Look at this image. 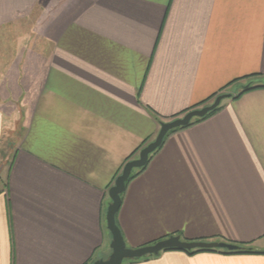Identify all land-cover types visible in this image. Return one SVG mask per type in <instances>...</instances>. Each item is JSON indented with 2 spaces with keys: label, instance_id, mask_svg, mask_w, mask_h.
Segmentation results:
<instances>
[{
  "label": "crops",
  "instance_id": "crops-1",
  "mask_svg": "<svg viewBox=\"0 0 264 264\" xmlns=\"http://www.w3.org/2000/svg\"><path fill=\"white\" fill-rule=\"evenodd\" d=\"M35 10L39 52L0 74V264H90L110 253L125 159L160 122L264 75V0H0V34ZM116 221L131 247L173 234L256 250L123 264H264V87L170 133Z\"/></svg>",
  "mask_w": 264,
  "mask_h": 264
},
{
  "label": "water",
  "instance_id": "water-1",
  "mask_svg": "<svg viewBox=\"0 0 264 264\" xmlns=\"http://www.w3.org/2000/svg\"><path fill=\"white\" fill-rule=\"evenodd\" d=\"M251 82L239 85V88L245 89L249 87ZM238 87H234L232 92H225L217 95L214 100L202 107L194 108L183 115L163 121L160 123V128L155 138L142 147L138 156L128 160L122 167L120 174L115 178L113 185L108 189L110 202L107 205L105 212L106 228L111 235L110 253L106 258H98L92 264H122L125 260L142 258L148 255H157L159 252L166 249H228L235 250L237 245L224 241H203V240H186L180 235H170L159 239L153 243H146L139 246H127L120 228L116 222V214L121 204V194L125 190L126 181L129 178L131 171L134 168H140L148 162L149 155L155 151L161 144L165 135L172 129L188 125L195 117H202L207 112L216 108L223 99L231 97Z\"/></svg>",
  "mask_w": 264,
  "mask_h": 264
},
{
  "label": "rangeland",
  "instance_id": "rangeland-1",
  "mask_svg": "<svg viewBox=\"0 0 264 264\" xmlns=\"http://www.w3.org/2000/svg\"><path fill=\"white\" fill-rule=\"evenodd\" d=\"M44 10L39 13L35 10L32 11L28 18L21 17L17 19L14 28L6 29L4 31L5 34H0V74L9 65L12 54L24 52V48L27 49L28 54L30 52H39L40 46L38 42L41 30L35 25L45 15ZM5 153L9 155L8 151ZM5 153L0 157V167L2 170H5L8 164Z\"/></svg>",
  "mask_w": 264,
  "mask_h": 264
},
{
  "label": "trees",
  "instance_id": "trees-1",
  "mask_svg": "<svg viewBox=\"0 0 264 264\" xmlns=\"http://www.w3.org/2000/svg\"><path fill=\"white\" fill-rule=\"evenodd\" d=\"M256 76H257V75H256ZM263 76H264V75H263ZM263 76H260V78H255V79H254V82H252V83L250 84L249 87H247V88H245V89L239 88V89H238V92H236L234 95H231V96H233V97H239L240 95H242L243 93H245V92H247V91H249V90H252V89H255V88H261V87H264V79H261V77H263ZM258 77H259V76H258ZM233 82H234V81H233ZM233 82L228 83V85L222 87V88L220 89V91H218V92H216V93L210 95L207 99H205L204 101H202V102L199 103L198 105H206V104H208L207 102H209L210 100H212L213 98H215L217 95L223 93V92L225 91V88L228 87V86H230V85H232ZM228 92H230V91H228ZM194 107H195V106H193L192 108H194ZM220 107H221V103H220L216 108H214L213 110L207 112L204 116L193 118V119L191 120V122H190L188 125H186V126H189V125H191V124H193V123H195V122H198V121H201V120L205 119L206 117H208V116H210L211 114H213L214 112H216ZM192 108H191V109H192ZM189 110H190V109H189ZM187 111H188V110L183 111V113H184V112H187ZM173 118H176V117H172V119H173ZM160 123H161V122H160ZM186 126L177 127V128H175V129L170 130V131L165 135V137H164L162 143L164 142L165 138H166L170 133H172V132H174V131H176V130H178V129H181V128H183V127H186ZM147 140H148V139H146L145 141H143V142L141 143V145H140L138 148H136V149H135V150H134V151H133V152H132V153H131L126 159H125L124 164H125L128 160H131V159L136 158V155H135V154H136L138 151H140V149H141L142 147H144V146L147 144V142H148ZM161 145H162V144H161ZM161 145H160V146H161ZM160 146H159L158 148H160ZM158 148H157L155 151H153V152L149 155V159H150V157H151V156H152V155L158 150ZM149 159H148V161H149ZM147 163H148V162H147ZM147 163H146V165H147ZM146 165H144V166H142V167H140V168H134V169L131 171V174H130L129 178H128L127 181H126V184H127L132 178H134L137 174H139V173L145 168ZM122 167H123V165H122ZM122 167H120V169H118V172L116 173L115 178L120 174ZM123 192H124V191H123ZM122 194H123V193H122ZM122 194H121V197H122ZM116 222H117V221H116ZM170 235H173V234H170ZM170 235H166V236L160 237V238H158V239H156V240H153V241H151V242H149V243H153V242H155V241H157V240H159V239H162V238L168 237V236H170ZM181 238H182V239H186V238H183V237H181ZM186 240H203V241H206V240H208V239L197 238V239H186ZM216 241H221V240H216ZM224 242H226V241H224ZM228 243H231V242H228ZM231 244L237 245L238 248L235 249V250H228V249H206V248H202V249H192V250H182V251H185V252L188 253V254H194V253H197V252H203V251H217V252L228 253V254H232V253H251V252H255V251H256V250H254V249L251 248V247L244 246V245H241V244H236V243H231ZM167 250H180V249L172 248V249H166V250H163V251H167ZM161 252H162V251H161ZM158 254H159V253H158ZM158 254H157V255H158ZM150 256H156V255H148V256H145V257H142V258L132 259V260H125V261H136V260H140V259H143V258H148V257H150ZM90 264H92V262H91ZM122 264H123V263H122Z\"/></svg>",
  "mask_w": 264,
  "mask_h": 264
}]
</instances>
